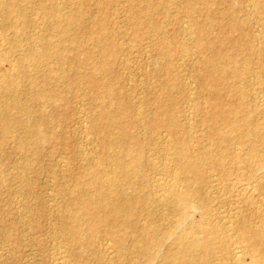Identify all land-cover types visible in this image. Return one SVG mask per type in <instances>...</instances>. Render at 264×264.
Wrapping results in <instances>:
<instances>
[{
  "label": "bare ground",
  "instance_id": "bare-ground-1",
  "mask_svg": "<svg viewBox=\"0 0 264 264\" xmlns=\"http://www.w3.org/2000/svg\"><path fill=\"white\" fill-rule=\"evenodd\" d=\"M3 1H6V0H3ZM100 1H98V2H100ZM43 2H45V1L43 0ZM46 2H47V0H46ZM62 2H64V1H62ZM162 2H164L166 4L169 3V2H166V0H163ZM201 3L204 4V7L207 6L206 4H208L207 2H205V0H202ZM6 4H7V1H6ZM62 4L67 5L66 8L71 7L67 3H62ZM198 4H199L198 0H188V3L186 5L182 4L183 6H180V8L184 11V14H185V17L187 18V20H191V19L193 21L195 20L194 11L200 5V4L199 5ZM74 5L78 6V7L80 6L79 4L78 5L74 4ZM249 6L251 8L250 9L251 11H249V13L251 14L252 17L258 18V20L264 19V0H249ZM47 7H48V5H47ZM47 7H46V9H47ZM78 7L76 9L77 10L76 13L64 15V16H62L59 13V11L57 12L56 10H54L55 9L54 6L50 7L52 9L54 8L53 10L50 8L49 9H50V11H52L55 14V15L54 14L52 15V16H55L54 19L51 16L52 19L54 20V22L60 26H61V22H63V24L65 25V28H68L70 25H72L75 22L77 24L82 23L81 21L83 19V17H82L83 15L80 12H78L80 10V7L79 8ZM9 8H8V11H9ZM41 8H39V9H41ZM62 9L63 8H61V10ZM64 9H65V7H64ZM1 10L5 11L4 8ZM42 11L45 12L44 10H42ZM70 11H75V8L73 10L71 9ZM12 12H13V10H12ZM1 14H3V13H1ZM6 14H7V12H6ZM6 14H4V15H6ZM48 15H47V17H48ZM232 15H234V14H232ZM144 17L146 19L148 18L147 15ZM232 18L234 19L235 17L232 16ZM4 19L5 18H2L3 22L5 21ZM5 22H7V21H5ZM45 22L48 23V20ZM44 24L42 25L43 27H44ZM51 24L52 23L49 22L48 25H51ZM2 25H3V23H2ZM2 25L0 24V26H2ZM48 25H47V27H48ZM11 28L13 29V26ZM8 29H10V28H8ZM93 29H95V28H93ZM102 29L103 28L97 27L93 32H91L92 41H94L93 45L94 46L96 45L97 50H98L97 60L95 62L93 61L94 63L91 66H86L85 60L89 59L92 55L90 53H87L85 60L82 61L81 57L79 56V51L82 49L83 46H82V43H80V41H78L76 39L71 41V44L65 48V50H67L66 53H63L62 51H60V48H59L60 41H58L59 44L56 41L54 44H46V45L44 44L45 42L41 41L42 45L43 44L45 45L43 47H42V45H40L42 50L40 51V48H39L40 52H32L31 51L32 52L31 55L28 54L29 56H27V59H31V60H34L36 62V63H34L35 65L38 63L37 66H41V65H39V64H41V63H39L41 61V59L43 60V58H46V57L51 58L52 62L55 64V66H56V64L59 65V68H57V67H54L52 64H50L54 67V68H52V69H54L53 71L57 70L62 76V78H61V76L60 77L56 76V77L58 79L61 78L62 81H64L63 78H67L68 80H74L73 81L74 84H76L78 82V83L82 84V86L84 83H86L89 86V88H85V86H86L85 85L84 89L85 90L88 89V91H89L88 95L91 98H93L94 101H96L95 100L96 99L95 98L96 93L94 92L95 87H97V89H98V87L102 88L104 95L109 100L108 104L117 105L118 107L115 106L114 108L119 109L118 111L121 113L120 119H117V117H114V114L112 112H106L107 113L106 115L103 113L105 115V119L107 120V124H103L104 121H106V120H104L103 116L101 117L102 114L100 115V113H102L101 111L104 112V110H106V109H104L105 107H103L101 103H100L101 105L98 104L99 109L100 110L102 109L101 111L98 109L100 111V113H99V111H98V113L100 115L99 117H101L100 118L101 122H102L101 119L103 118V123L100 127H102V129H104V131L102 130L104 135L99 134L100 136L102 135L101 137L98 135L100 137V146L98 147L99 150H101L100 154L96 153L97 155L94 156L93 155L94 153H92L93 150L92 151L90 150L91 152L90 151H86V152L84 151L85 153L83 152L82 156H81L80 153L82 151L79 149H78L79 151L76 150L79 152V155L81 156V158H79L80 163L78 162V164L75 165L76 168H77V166L79 167V164H80V165H85L87 167V169L85 168V171L83 170L84 172H82V174H78L80 177L76 175L77 179L76 180H74L75 178L73 179L76 182V183L74 182V184H73L74 186L73 185L71 186V184L70 185L67 184V186H65V188H63L62 187L64 185L63 184L61 186L62 189L61 188L58 190L56 189L57 192L54 190L57 194H60L64 198V200L67 202L65 204V207H64L65 212H67V210H69V211L75 210L73 213H75V212L79 213V214L82 213V215L83 214L85 215V213H86V214H89V216H88L89 218H90V215H92L91 216L92 220H91V222L88 223L89 227L86 224L88 227V230L87 229H85V230L81 229L78 222H77V224L75 223L77 219L76 220L74 219V223H73V222H68L66 219L63 218V221H60L61 222L60 224L58 223V226L60 225V230L58 233L63 238L62 241L64 242L66 248H67L68 244H70L71 242L75 243L74 241H79L80 242L79 245L84 249L89 244H90L89 246H91V245L94 246V244L97 245L95 243L97 240L92 241V239H89V237H88L89 235L88 234L86 235V232L90 233V236L93 237L94 235H97V233H99V231L101 230V231H106L105 235L103 236V239H101L100 243H99L102 251L106 255L113 256L117 261L120 260L119 261L120 263H122L123 260H126L125 264H264V101L259 103L258 105L255 104V107L250 108V100L248 99V95L246 92L247 86H248V83H246V80H247L246 78L253 75L254 69L252 68V65H253V63H255V60L259 59V57L255 55L256 54L255 52L250 51L248 49L249 48L248 46H250L252 44V42L247 41L246 43H244L241 41L242 39L238 38L239 42L235 45L234 52L231 55H228V51L226 50L227 49L226 43L229 40H226L227 36L223 37V35H222V38H221V36L218 38L219 42L217 40V42L219 44L218 48L216 49V47H217L216 46L215 49H212L213 55H215L217 58L213 59L212 56L211 57L208 56V57L203 59L204 71L207 74V77L209 80L208 84H209V87H210L209 90L211 93L210 98L212 99L209 103V111L206 110V112L209 114V117L213 120V125L211 126V130L213 131L212 134H213V136L215 135L214 138L216 139L214 142V148L212 150L206 149V148H204V149H192V143H191L190 135H189V137H187L185 135L186 132H188V128H186L185 124L187 125V123H192L191 121H193V118H194V116H196V113L202 114V112H204V109L201 108L199 101L190 100V102H189V100H187V101H185L186 105H184L181 108L179 105V101L178 100L176 101L175 98L171 94H165V95L156 94L152 99V102H153L152 104H154L153 110L156 113L153 116L154 118H152V119L150 118L148 120L146 118L147 115L145 114L143 109L141 111V108L138 109V111H137L138 115L134 114V115H136V117L134 116L136 125H138L139 127L142 126L143 128H145V131L148 129L152 130V132L154 131L153 129H155V131H157L158 127L165 129L164 132L169 137L168 139L170 140V143L172 146L169 149L170 153L166 154L164 157L161 156L162 158L159 157L160 159L158 158L160 160V163L162 164L161 165L160 163L159 164L157 163V161H158L157 159L154 161V159L150 156V154H152L151 152H149V154H146V153H148V151L147 152L145 151L146 150L145 135L143 137H139L137 135H134L133 131H131L129 124H131L132 126L135 124H134V122H129L130 119H128L126 116V113L128 112V107H127V103H126V97H127L126 93H124V95L120 96V93L119 92L117 93L115 91V89L110 85V84H112L113 81L112 80L110 81V79L108 78V72L110 71L109 67H111L114 64L115 58H114V60H112L113 52L111 51L114 48L110 49V47H109L110 42L106 43L107 41L106 42L104 41V40H107L108 37H107V39L104 38V37H106L107 34L104 33V34H106L104 36ZM185 29H187V28H185ZM62 30H63V28H62ZM138 32H140V31H138ZM202 32L204 34V32H206V30L203 29ZM12 33H14V32H11V34ZM185 33H186V30H185ZM15 34H16V32H15ZM6 35H7V33H6ZM11 37L14 38V36H11ZM0 38L1 39L4 38L3 34H2V37H0ZM6 38H8V36L5 37V39ZM257 38H258L257 35L253 36L252 41H255ZM8 40H11V39H8ZM261 41H263V42H259L257 44L258 45L257 46L258 47L257 55H261V57L264 58V40H261ZM13 42H15V41H13ZM9 43H10V41H9ZM10 44L15 45L12 42ZM39 44H41V43H39ZM210 44L212 45L213 42H210ZM182 45H180L178 48H181ZM84 46H85V44H84ZM16 47L14 48V50H16ZM85 47H88V45H86ZM37 48H35V50ZM206 48L211 49L210 47H206ZM84 49L87 50L88 48L87 49L83 48V50ZM184 52L186 53V49L181 48L179 53L184 54ZM114 54H116V51L114 52ZM161 54L163 55L164 58L161 57L162 55L160 56V58L161 59L163 58L165 61L163 63L165 66H167V72L166 73H168V77H169V73L173 71V64L170 62V60H171L170 55L166 52H164V53L161 52ZM48 59H47V62L49 61ZM253 60H254V62H253ZM41 62H43V61H41ZM259 64L260 65H258V66L260 67L261 70L258 72L261 73V71H262L263 74L262 73L261 74L264 75V66H262L261 62ZM37 66H36V68H37ZM49 69H51V68L49 67ZM81 69H84V70H81ZM112 70H114V69H112ZM35 71H37V69ZM156 71H157V69H156ZM156 71L153 70L150 74H154V73H156ZM177 71H179V70H177ZM20 72H22V71H20ZM25 73H27V72H24V74ZM19 74L21 75V73H19ZM39 74L40 73H38V75ZM257 76H259V74ZM33 77H35L34 79H36V75L35 76L33 75ZM53 77H55V76H52L51 78L53 79ZM259 77H262V76H259ZM227 78L236 79L239 81V83H235L233 81L232 83L228 84L226 81ZM5 79H7V78H4L3 81ZM34 79H33V81H34ZM112 79L115 81H118L119 77L114 76V78H112ZM169 79H170V77H169ZM29 80H31V78ZM36 80H38V77ZM51 80L49 81L51 83L50 84L51 87H52V84L55 82L56 83L54 85L57 86V84H58L57 81L53 82ZM31 81H30V84L33 83ZM69 83H71V82H69ZM259 83H258V85H259ZM43 84H46V83L44 82ZM61 84H63V83L61 82L60 85ZM224 84H225V88H227L228 91L231 93V96L226 95L222 92L221 88ZM48 85L49 84H46V86H48ZM60 85H58V87ZM170 85H173V84L170 82V80H168V78H167V80L162 81V86L165 90L168 89L170 87ZM17 86H18V84H17ZM65 86L63 84V87H65ZM76 86H77V84H76ZM76 86H75V89H76ZM88 86H86V87H88ZM49 87L50 86H48V88ZM259 87H260V85H259ZM15 88H17V87H15ZM59 88H57V89L59 90ZM81 88L79 90H81ZM115 88H116V86H115ZM50 89H52V88H50ZM50 89H47V92L45 91V89H43L46 92V95L44 92L41 91V93L38 92L36 94L37 95L36 97L41 96L42 97V98L40 97L41 100L45 99L46 101H49L50 99L54 100L57 97L58 98L61 97V94H57V93L53 94L52 91H48ZM62 89L63 88H60V90H62ZM185 89H187V88L185 87ZM6 90H7V87H6ZM60 90H59V93H60ZM72 90H73V88H72ZM17 91H18V89H17ZM31 91H32V89H31ZM2 92H4V91H2ZM2 92H1V94H2ZM6 92L8 93V91H6ZM15 92H16V90H15ZM23 92H26V91L24 90ZM63 92L66 93V91H63ZM28 93H29V91H28ZM33 94H35L34 91H33ZM235 94H238L237 97L236 98L232 97V95H235ZM5 95H7V94H5ZM29 95L31 96V94H29ZM15 96H17V95H14V97ZM26 96L24 95V97L27 100ZM32 97L34 98L35 95ZM53 97H54V99H52ZM62 97L65 99H68L65 97V95L63 96V94H62ZM62 97H61V99H62ZM33 98H32V101H33ZM58 98L56 100L61 101L60 98H59V100H58ZM13 100H15V99H13ZM19 100L21 101V99H19ZM30 101H31V99L29 100V103L32 102V101L31 102ZM35 101L36 100L34 99V102ZM23 102L25 103V101H23ZM37 102H39V100ZM63 103L65 104V102H63ZM14 104L15 103L13 101V105ZM41 104L45 105L46 103L42 102ZM135 104L136 103L134 102V105ZM13 105H11V107ZM23 105H25V104H23ZM113 105H111V106H113ZM141 105L142 104H140L139 107H142ZM34 107L36 110V106H34ZM49 107L52 109L54 108L51 106H49ZM5 108H7V107H5ZM8 108L10 109V107H8ZM48 108L47 109L45 108V109L49 110ZM27 109H28L27 107L23 106L21 111H25L26 113H24V114H27L28 113ZM38 109H40V107H38ZM135 110H137V109H135ZM57 111L55 112V110H54L55 113H57ZM9 112H11V110L8 111L7 113L9 114ZM17 112H18V110H17ZM17 112L15 111V113H17ZM30 112L32 113L33 111L31 110ZM44 112H47V111H44ZM50 112H52V114H53V111H50ZM38 113H42V112L39 111V112H37V114ZM47 114H49V113H47ZM52 114L50 115V118H51ZM66 114H68V112ZM10 115L11 114H9L8 116H10ZM29 115H32V114H29ZM8 116H6V118ZM14 116H12V117H14ZM18 116L19 115L15 116V117L18 118ZM20 116H19L18 120L20 119ZM8 118H10V117H8ZM8 118H7V120H8ZM23 118H25V117H23ZM42 118H43V116H42ZM42 118L40 121H42ZM5 119H3L4 122H5ZM55 119L57 120V118H55ZM3 120H2V122H3ZM36 120H37V118H36ZM19 121H18V124L19 123L21 124L22 122H19ZM23 121H24V119H23ZM27 121H28V119L26 120V123H27ZM40 121L38 120V122H40ZM182 121H184V122H182ZM8 122H10V123L14 122V118H13V121L12 120L7 121V123ZM45 122H48V120L43 121V123H45ZM24 123H25V121H24ZM43 123H42V125H43ZM95 123H97V121ZM1 124H0V126H1ZM15 124H17V123H15ZM15 124H13L12 126L13 127L16 126ZM20 124H19V127H20ZM49 124H50V122H49ZM100 124L101 123H99V125ZM222 124L224 125V128H227L226 129L227 132L225 130L222 131L221 129H219L218 126L219 125L221 126ZM5 125H6V122L4 124V127L2 126L3 127L2 133L5 132V134H6V133H8L9 128H8V125H7V127ZM11 125H9V127ZM24 125H22L23 128L26 126V125L25 126ZM31 125H33V123ZM95 125L91 126V127H93L91 129L92 133H94V131H92V130L93 129L95 130ZM13 127H11V128H13ZM19 127H18V129H19ZM50 127H52V126H50ZM109 127H113L114 130L115 129L117 130V131L115 130L116 132L114 131L115 134H112L113 132L110 133ZM11 128H10V130L13 131L14 128L13 129H11ZM28 128H29V126L25 128L26 131L30 130V129L27 130ZM33 128L34 127H32V131L35 130ZM53 128H54V126H53ZM97 129H99V128L97 127ZM66 130L68 131L67 127H66ZM0 131H1V128H0ZM12 131L10 132V134L12 133ZM26 131H25V133H27ZM61 131H62V129H61ZM35 132H36V130H35ZM99 132L101 133V130ZM62 133H64V131ZM85 133H87V130ZM89 133L90 132H88V134ZM181 133H184V136L179 138L180 137L179 134H181ZM29 134H31V133H29ZM153 134H157L156 137H159V138L162 136V134H160V133L158 134V132H156V133L153 132ZM27 135H28V133H27ZM27 135L25 136V134H24L25 137H27ZM141 135H142V133H141ZM0 136H2V134H0ZM32 136L34 138L35 135H32ZM66 136H63V138L61 137L59 140H61V139L63 140L64 137H66ZM83 136H86V135H83ZM59 137H60V134H59ZM95 137H96V135H95ZM22 138H24V137H22ZM86 138L89 140V136ZM172 138H174V139H172ZM26 139H28V138H26ZM66 139H69V138H66ZM82 139L84 142L85 138H82ZM62 140H61V142H62ZM92 140H93V138H91V140H89V142L92 143ZM53 141H55V139ZM98 141H99V138H98ZM25 142L27 143V141H25ZM26 143H25V145H26ZM48 144H50V142ZM54 144L56 145V142ZM61 144H63V142ZM61 144H60V146H58L59 148L61 147ZM22 145H24V143ZM22 145H20V146H22ZM31 145H33V147L36 150L39 147V146H37V145H39L38 142L34 143V141H33V143ZM52 145H51V147L49 145L48 148L49 147L52 148ZM235 145H238V146L235 147ZM243 146H245L246 150H247V152H245V153L241 152ZM151 147H153V146H151ZM260 147H262L263 149L261 148L262 150H260ZM23 148H24V150L26 149L24 146H23ZM57 148H55V149H57ZM59 148H58V150H59ZM61 148L58 151L59 153H60V151L63 150V149L61 150ZM26 150H28V149H26ZM38 150H40V149H38ZM20 151H21V148H20ZM55 151H57V150H55ZM63 151L69 152V150H67V151L63 150ZM39 152H41V151H39ZM26 153H28V152L26 151L23 154H26ZM70 153H71V151H70ZM54 154L52 156H54ZM65 154H67V153H65ZM32 155H33V153H32ZM55 155H57V154H55ZM254 155L257 157L260 156L259 157L260 159H259V161L253 163L252 157ZM39 156L41 157L42 155H38L36 157L39 158ZM76 156L78 159V155H76V153H75V157ZM54 158H53V160H54ZM69 158L70 157L67 158L68 160H66V158H65V161L63 163L64 164L68 163ZM72 158H73V156H72ZM2 159L4 160V158H2ZM46 159H47V157H46ZM49 159H51V158L49 157ZM70 160H72V159H70ZM73 160H74V158H73ZM31 161H33V160H31ZM56 161H59V160L57 159ZM66 161H68V162H66ZM70 162H69V164H70ZM74 162H76V161H73V164H74ZM33 163H34V161H33ZM36 163H39V162L36 161ZM48 163H50V162H48ZM53 163H55V161ZM69 164H66L65 167H67V168L70 167ZM70 165H72V163ZM55 166H57V164ZM55 166H49V167L51 169L52 167L54 168ZM72 166L74 168V165H72ZM60 168H62V166H60ZM71 168L72 167H70L68 169L71 170ZM4 169H5V167H4ZM55 170H60V169L58 168ZM59 172H61V171H59ZM54 173H56V172H54ZM62 173H64V172H62ZM151 173L153 176L154 175H156V176L161 175V176H159V177L155 176L154 186L151 187L152 192H149V191L147 192V190L149 188H147L148 186L146 187V182H149L148 178L151 176ZM5 174H6V172H5ZM57 174H59V173H57ZM11 175H10V177H11ZM50 175H51V173H50ZM64 175H65V173H64ZM25 177H26V175H25ZM25 177H24V179H25ZM33 177H35V176H32L31 178H33ZM29 178H28V180H29ZM138 178H141L142 182H139ZM4 179H5V177H4ZM12 179H14V178L12 177ZM53 179H55V178H53ZM33 180H32V182H33ZM24 182H26V181H24ZM27 182H26V184L29 183V182L28 183ZM55 183L57 184V182H55ZM69 183H71V181ZM31 184H33V183L30 182V186L25 185V188L23 190L29 192V188H30V191H32L33 188L31 189ZM53 184H54V180H53ZM20 186H18V187H20ZM26 186H27V188H26ZM33 186H34V184H33ZM18 187H16V188H18ZM22 187H24V185H22L21 188ZM57 187L59 188L60 186H57ZM54 188H55V186H54ZM3 190H5V189L3 188ZM10 190L13 191L14 189L13 190L10 189ZM18 190H20V188ZM23 190H21V191H23ZM19 192L20 191H18L17 195L21 194V193L19 194ZM149 193H151V195ZM13 195H14V192H13ZM149 195H150V197L152 196L151 199L149 198ZM54 196H56V195H54ZM13 197H15V196H13ZM15 198H18V197L16 196ZM20 198H22V197H20ZM26 198H27V196H26ZM26 198H25V201H26ZM59 199H60V196H59ZM23 200H24V198H23ZM27 201H29V200H27ZM60 201L62 202L61 199H60ZM22 205L25 206L24 207L25 209H26V207H28L27 206L28 204H21L20 205L21 208L23 207ZM29 209H30V207H29ZM57 209H59V208H57ZM26 210L27 211L24 213V217L26 216L27 219H30L31 222L32 221L34 222V223H32L33 225L30 224L31 226H28V227H32L34 229L37 228L38 233H39V231H40L39 226H38L39 223L36 222V218L39 217L40 213L38 212L36 214V211L33 210L35 212V214H33L32 209L31 210L26 209ZM51 213H52V211H51ZM55 213H57V212H55ZM68 213L69 212H67V214ZM47 214L49 215V213H47ZM36 215L38 217H36ZM48 215H46V216L48 217ZM42 216L45 217V214H43ZM55 216H56V214H55ZM59 216H61V215H59ZM52 217H53V215H52ZM72 218H74V217H72ZM83 218H84V216H83ZM5 219H6V217H5ZM56 219L59 220L58 218H56ZM56 219H55V221H57ZM85 219H87V218H85ZM88 220L90 221V219H88ZM88 220H86V223ZM38 221H39V218H38ZM55 224H57V223H55ZM54 227H56V226H54ZM57 228L59 229V227H57ZM50 230L51 229H49V232H50ZM33 231H31V233H36ZM55 233H56V231H55ZM41 234H42V232H41ZM48 234H50V233H48ZM20 236H19V238H20ZM53 236L55 237L56 235L53 234ZM48 237L50 238V237H52V235H50ZM57 237H58V234H57ZM92 237H90V238H92ZM100 238H101V235H100ZM34 240H32L33 244H34V242H36V244H37L38 240L37 241H34ZM38 242H40V241H38ZM60 242H61V240H60ZM60 242H59V244H60ZM52 243H53V241H52ZM99 245H98V247H99ZM75 246H77L76 243H75ZM98 247H97V249H98ZM60 248H61V250H63L62 248H64V247H60ZM87 248L88 247H86V249H85L86 251H88V249H89V248L88 249ZM93 248L94 247H92L90 249H93ZM74 249L75 248L73 247L72 250H74ZM125 249H126V251L128 249L129 255L124 254ZM54 250H55V247H54ZM54 250H53V253H55ZM66 250H67V253H68V251H70V249L69 250L66 249ZM74 251H76V249ZM74 251H72L73 254H74ZM99 252H100V250H99ZM103 252H101V253H103ZM67 253H65V254H67ZM72 253H69V254L72 255ZM69 254H68V256H69ZM91 254H89V255H91ZM56 255L58 256L57 260L59 259L60 264H71V263H67L68 260L70 261V259L67 260L65 255H63L61 253H59V255L58 254H56ZM76 255H79V254L77 253ZM76 255L74 256L75 258H76ZM103 256H104V254H103ZM78 257H80V256H78ZM78 257L76 259H78ZM53 258H56V257L53 256ZM75 258H73L74 259L73 261L76 262ZM104 259H107V258L105 257ZM57 260L55 259L54 262H56ZM80 260H79V262H80ZM82 261L84 262V260H82ZM87 262H85V263L87 264ZM85 263H83V264H85ZM98 264H100V263H98ZM117 264H119V263H117ZM122 264H124V263H122Z\"/></svg>",
  "mask_w": 264,
  "mask_h": 264
},
{
  "label": "rangeland",
  "instance_id": "rangeland-1",
  "mask_svg": "<svg viewBox=\"0 0 264 264\" xmlns=\"http://www.w3.org/2000/svg\"><path fill=\"white\" fill-rule=\"evenodd\" d=\"M2 1L3 0L0 1V10L4 8L5 11H3V10L0 11V16H1L0 17V24L2 25V23H3V25L0 26V32H1L0 37H2V34L4 36V38H2L3 40L0 38V42H1L0 43V80H1L0 81V83H1L0 84V88H1L0 89L1 90L0 91V99H1L0 100V113H1L0 114V124L2 123L0 126V128H1L0 134H2V136H3V137L0 136V166H1L0 172L2 173V174L0 173V179H1L0 180V183H1L0 184V186H1L0 187V221H1L0 222V264H60L59 259L57 260L58 256L56 255V254L59 255V253L65 255L67 260L70 259V261L68 260L67 263H71V264H74V263L75 264H83L87 261H88L87 264H98V263H100V264H117V263L122 264V263H124L125 264L126 260H123L122 263H120L119 262L120 260L117 261L113 256L106 255L102 251L99 243H100V240L103 239V236L105 235L106 231L100 230L99 231L100 234L97 233V235H94L93 237L90 236V233L86 232V235L88 234L89 239H92V241L93 240L94 241L99 240L98 242L97 241L95 242L97 245L94 244V246H92V245L89 246L90 245L89 244L88 246H86L89 248V249L87 248L88 251L85 250L86 247L84 249L79 245L80 244L79 241H74L77 246H75V243L69 242L70 244H68V246L66 248L64 242L62 241L63 238L58 233L60 230V225L58 226V223L60 224L61 223L60 221H63V218L66 219L68 222H73V223H74V219L75 220L77 219L75 223L77 224V222H78L81 229H84V230L87 229L88 230V227H89L88 223L91 222V220H92L91 216L92 215H90V218H89L88 217L89 214H86V213H85L86 216L84 214L82 215V213H80V214L76 213V212L73 213L75 210H70V211L67 210V212H69L67 214V212L64 211V207H65V204L67 202L64 200V198L60 194L56 193L58 189H60V188L62 189V187L65 188V186H67V184L68 185L71 184V186H72L75 182L74 180H76L77 176H79L78 174H82V172L85 171V168L87 169V167L85 165L79 164V167L77 166V168L75 166L78 164V162L80 163L79 158H81L82 153L84 151L86 152V151H90V150L92 151L93 150L92 153H94L93 154L94 156L97 155L96 153L100 154L101 150H99V148H98L100 146V137L102 135H104L102 132V130L104 131V129H102V127H100L103 123V118L101 119L102 122L100 121V118L103 116L104 120H106L105 119V115L107 114L106 112H112L114 114V117H117V119H120L121 113L118 111L119 109L114 108L117 105L111 104V105H113V106H111L110 104H108L109 100L104 95L102 88L98 87V89H97V87H95L94 92L96 93V97H95L96 101H94L93 98H91L88 95V92H89L88 89H86V90L84 89L85 85L88 86L86 83L83 82L84 84L82 86V84L77 82L76 83L78 86L77 87L76 84L73 83L74 80H68L67 78H63L64 81H62L61 74L57 70L53 71L54 69H52L54 67L59 68V65L56 64V66H55V64L52 62L51 58L48 57L49 58L48 59L46 57L49 60L48 62H47L46 58H43V60L41 59V61H43V62H41V61L39 62V63H41V64H39L41 66H37L38 63L35 65L34 63H36V62L34 60L27 59V56L31 55L32 52H40L42 50V48L40 47V45H42V42H45L44 44L46 45V44H54L56 41L57 42L60 41V45H61V46L59 45L60 51H62L63 53H66L67 50H65V48L71 44V41L76 39V40L80 41V43H82V46H83L82 49L80 48L81 50L79 51V56L81 57L82 61L85 60L87 53H90L92 55L89 59L85 60V65L91 66L97 60V57H98V50H97L96 45L95 46L93 45L94 41H92L91 32H93L97 27L103 28L102 29L103 35L104 36L106 34L108 35V36L106 35V37H104L105 39H107V37H108V39L104 40V41L105 42L107 41L106 43H109V42L111 43V44L109 43L110 49L114 48L111 51L113 52L112 60H114V58H115V60H114V64L111 67H109L110 71L108 72V78L110 79V81L111 80L113 81L112 84H110V85L115 89V91L117 93L118 92L120 93V96H122V95H124V93H126V96H127L126 97V103H127V107H128V112L126 113V116L128 119H130L129 122H134V124H135L133 126L131 124H129L131 131H133L134 135H137L139 137H143L145 135V141H146V150L145 151L146 152L148 151V153H146V154H149V152H151L152 154H150V156L154 159V161L157 159L158 160L157 163L159 164L160 163L159 157H161V156L164 157L166 154L170 153L169 149L171 148L172 145L170 143V140L168 139L169 137L164 132L165 129H163L161 127H158L157 131H155V129H153L154 133L158 132V134L159 133L162 134V136L159 138V137H156L157 134H153L152 130L148 129L145 131V128H143L142 126L139 127L138 125H136L135 117H136V115H138L137 114L138 109L141 108V111L143 109L145 114L148 116V117L146 116V118L148 120L150 118L151 119L154 118L153 116L156 113L153 110L154 104H152L153 103L152 99L156 94H163V95L171 94L175 98L176 101L177 100L179 101V105L181 108L184 105H186L185 101H187V100H189V102H190V100L199 101L201 108L204 109V112H202V114L196 113V116H194L193 121H191L192 123H187V125L185 124L186 128H188V132H186L185 135L187 137H189V135H190L191 143H192V149H204V148H206V149L212 150L214 148V142L216 139L214 138L215 135L213 136V134H212L213 131L211 130V126L213 125V120L209 117V114L206 112V110L209 111V103L212 99L210 98L211 93H210V90H209L210 87L208 84L209 80H208L207 74L204 71L203 59L208 57V56H210V57L212 56L213 59L217 58L215 55H213L212 49H215L216 46H217L216 49L218 48V46H219L218 38L220 36L222 38V35H223V37L227 36L226 40H229L226 43V45H227L226 50L228 51V55H231L234 52L235 45L239 42L238 41L239 39H242L241 41L244 43H246L247 41L252 42V44L250 46H248L249 47L248 49L250 51L255 52L256 53L255 55L258 56L259 59L255 60V63H253V65H252V68L254 69L253 75L246 78L247 79L246 83H248L246 92L248 95V99L250 100V108L255 107V104L258 105L259 103L263 102L264 101V75H262L263 74L262 71H261L262 74L260 72H258L261 70L258 65H260L259 63L261 62L262 66H264V58L261 57V55H257V53H258V47H257L258 45L257 44L259 42H263L261 40H264V31H263L264 30V24H263L264 19L258 20V18L251 16V14L249 13V11H251L250 10L251 8L249 6V0H208L209 2L207 0H205V2L208 3V4H206L207 6H205V7H204V4L201 3L202 0H198L199 4L201 6L198 4L199 6L194 11V16H195L194 21L192 19L187 20V18L185 17L184 11L180 8V6H183L184 4L186 5L188 3V0H186V1L185 0H180V1L179 0H166V2H169L168 4L162 2L163 0H101V1L100 0H73V1L72 0H69V1L68 0H54V1L50 0L51 2L49 0H47V2H46V0H44L45 2H43V0H6L7 4H6V1H3V2ZM62 1H64V2H62ZM98 1H100V2H98ZM62 3H67L71 7L66 8L67 5H65V4L63 5ZM46 4L48 5V7ZM74 4H76V5L81 4L79 6L80 10L78 12H80L83 15L82 17L84 20L82 19V21H81L82 22L81 24L83 26L81 24H77L76 22L73 23L72 25H70L68 28H65V25L63 24V22H61V26L57 25L53 20L55 18V16H52L54 13L52 11H50V9H52L50 7L54 6L55 9L54 8L53 9L56 10L57 12L59 11V13L62 16H64V15L76 13V11H77L76 9L78 6H75ZM46 7H47V9H46ZM64 7H65V9H64ZM8 8H9V11H8ZM39 8H41L45 12H43ZM61 8H63L64 10L63 9L61 10ZM74 8H75V11H70L71 9L73 10ZM12 10H13V12H12ZM6 12H7V14L8 13L9 14L7 15ZM1 13H3V14H1ZM4 14H6V15H4ZM232 14H234V15H232ZM47 15H48V17H47ZM146 15L148 16L147 19L144 17ZM51 16L53 17V19ZM232 16H234L235 18L233 19ZM2 18H5L4 20L7 22H5V21L3 22ZM47 20H48V23L45 22ZM49 22L52 24L48 25ZM43 24H44V27L42 26ZM47 25H48V27H47ZM12 26H13V29L11 28ZM8 28H10V29H8ZM62 28L64 31L62 30ZM93 28H95V29H93ZM185 28H187L188 30ZM203 29L206 30V32H204V34L202 32ZM185 30H186V33H185ZM138 31H140V32H138ZM11 32H14V33L11 34ZM15 32H16V34H15ZM6 33H7V35H6ZM104 33H106V34H104ZM256 35L258 36V38L255 41H252L253 36H256ZM7 36H8V38L5 39V37H7ZM11 36H14V38ZM8 39H11V40H8ZM12 40L15 41L16 43L13 42ZM217 40H218V42H217ZM9 41H10V43L11 42L14 43L15 45L10 44ZM210 42H213V44H212L213 46L210 44ZM39 43H41V44H39ZM83 43L85 44V46L88 45V47H85ZM44 44L42 45V47L45 46ZM58 44H59V42H58ZM180 45H182L181 48L186 49V53L185 52H184V54L179 53L181 48H178V47ZM15 47H16V50H14ZM34 47L35 48L38 47V48L35 50ZM206 47H210L211 49H208ZM39 48H40V51H39ZM83 48H86V49L88 48V49L83 50ZM115 51H116V54H114ZM161 52L168 53L170 55V58H171L170 62L173 64V71L169 73L170 79L168 77V73H166L167 72V66H165L163 63L165 61L163 59L164 57L161 54ZM160 56L163 58L161 59ZM253 62H254V60H253ZM50 64H52L54 67ZM36 66H37V68H36ZM49 67L52 70L49 69ZM34 69L35 70L37 69V71H35ZM112 69H114V70H112ZM156 69H157V71H156ZM19 70L22 72H20ZM81 70H84V69H81ZM153 70H155L156 73L150 74ZM177 70H179V71H177ZM24 72H27V73L24 74ZM19 73H21V75ZM38 73H40V74L38 75ZM258 74H259V76H262L263 78L257 76ZM33 75L34 76L36 75V79L38 77V80L34 79L35 77H33ZM52 76H55V77L61 76V78L58 79L57 77L56 78L53 77V79H52L51 78ZM114 76H118L119 80L118 81L113 80L112 78H114ZM166 77L168 78V80H170V82L173 85H170V87L165 90L162 86V81L167 80ZM4 78H7V79H5L7 82L5 80L3 81ZM30 78L32 81L29 80ZM32 78L34 79V81ZM50 80L53 82L57 81V83H58L57 86L54 85L56 83L55 82L52 84V87H51V85H50L51 83L49 82ZM30 81L33 83L35 82L34 83L35 85L33 83H32L33 85L30 84ZM68 81L71 83H69ZM226 81L228 84L232 83L233 81L235 83H239L238 80L231 79V78H227ZM44 82L46 84H49L48 86H50V87L48 88V86H46V84H43ZM61 82L64 84V86L65 85L66 86L63 87V84L60 85ZM258 83H259L260 87H259ZM17 84H18V86H17ZM58 85H60L59 87L63 88V89L60 90ZM75 86H76V89H75ZM86 86H85V88H89V86L88 87H86ZM115 86H116V88H115ZM6 87H7V90H6ZM15 87H17V88H15ZM185 87L187 89H185ZM50 88H52V89H50ZM57 88H59L60 93H59V90ZM72 88L74 91L72 90ZM80 88H81V90H79ZM17 89H18V91H17ZM31 89H32V91H31ZM43 89H45L46 92H47V89H50L48 91H52L53 94H56V93L61 94V97L63 94V96L65 95V97L68 99H65L62 97V99H63L62 100L61 97H59L62 102L56 100L58 97L55 99L53 97L52 99H54V100L50 99L49 101H46L45 99L41 100L42 97L41 96L36 97L37 96L36 94L38 92L41 93V91H42L46 95V92ZM5 90L8 91L9 94ZM15 90H16V92H15ZM24 90L26 92H23ZM221 90L224 94L231 96V93L228 91L227 88H225V84L222 86ZM2 91H4V92H2ZM28 91H29V93H28ZM33 91L35 94H33ZM63 91H66V93ZM1 92H2V94H1ZM5 94H7V95H5ZM13 94L17 95V96L14 97ZM29 94H31V96ZM24 95L25 96L27 95L26 96L27 100L24 97ZM34 95H35V97L33 98L32 96H34ZM237 95L238 94L232 95V97L236 98ZM12 98L15 100H13ZM32 98H33V101H32ZM59 98H58V100H59ZM19 99H21L22 102ZM30 99L32 101V102L30 101L32 104L29 103ZM34 99L36 100L35 102H34ZM37 99L39 100V102H37L38 101ZM13 101L16 104V105L14 104L15 106L13 105ZM23 101H25V103ZM42 102L46 103V104L42 105L41 104ZM63 102H65V104ZM134 102L136 103L135 105H134ZM22 103L25 105H23ZM100 103L102 104L103 107H105L104 109H106V110H104V112L101 111L102 109L101 110L99 109L98 104H100ZM140 104H142L141 105L142 107H139ZM11 105H13V106L11 107ZM22 105L27 107L28 108L27 112L29 114H32L33 116L29 115L28 113L24 114L26 112L21 111V109L23 108ZM34 106H36V110H35ZM49 106L54 107V108L52 109ZM5 107H7V108H5ZM8 107H10V109ZM38 107H40V109H38ZM45 108L46 109L48 108L49 110H46ZM98 109L102 113H100V111ZM135 109H137V110H135ZM10 110L12 113L9 112V114H11V115L8 116L9 114L7 112ZM17 110L20 114L17 112ZM31 110L33 111L32 113L30 112ZM54 110H55V112L58 110L57 111L58 114L55 113ZM15 111L17 113H15ZM39 111L42 113L37 114V112H39ZM44 111H47V112H44ZM50 111H53V114ZM98 111H99L100 115L102 114L101 117H99L100 115H99ZM67 112H68V114H66ZM47 113H49V114H47ZM16 114L19 116L21 115L20 119H19L20 121L18 120L19 116H18V118L15 117V116H17ZM40 114L43 116V118ZM51 114H52V116L50 118ZM134 114H136V115H134ZM6 116H8L10 118L7 117L8 118V120H7ZM12 116H14V117H12ZM23 117H25V118H23ZM13 118H14V122H11V123L8 122L7 123V121H11V120L13 121ZM36 118H37V120H36ZM41 118H42V121H40ZM55 118H57V120ZM3 119H5V122H6L5 126L7 127V125H8V128H9L8 133H6V134H5V132L2 133V128L4 127V124H5ZM23 119H24L25 123H26L27 119H28L27 123L29 121L30 122L28 124L27 123L25 124ZM2 120H3V122H2ZM38 120L40 122H38ZM47 120H48V122L43 123V121H47ZM18 121L22 122L21 124L19 123L20 127H19ZM96 121H97V123H95ZM41 122L43 123V125ZM49 122H50V124H49ZM182 122H184V121H182ZM12 123L13 124L17 123V124H15L16 126L13 127ZM32 123H33V125H31ZM99 123H101V124L99 125ZM103 124H107V120L104 121ZM9 125H11V126L9 127ZM22 125H24L25 127L23 128ZM94 125H95V130L93 129L92 131H94V133H92L91 129L93 127H91V126H94ZM222 125L218 126L219 129H221L222 131H224V130L226 131L227 128H224V125L223 126ZM28 126H29V128L27 130L30 129L29 130L30 132L26 131V129H25ZM50 126H52V127H50ZM53 126H54V128H53ZM11 127H13L14 129ZM18 127H19V129H18ZM32 127H34L33 129H35L36 132H35V130L32 131ZM66 127L68 128V131L66 130ZM97 127L99 129H97ZM10 128L13 129L14 132L12 130H10ZM61 129H62V131H61ZM85 129L87 130V133H85L86 132ZM100 130H101V133L99 132ZM115 130L113 127H109L110 133L113 132L112 134H115V132L117 131V130L116 131ZM11 131H12V133L10 134ZM25 131L28 133V135H27V133H25ZM63 131H64V133H62ZM88 132H90V133L88 134ZM23 133L25 134V136L27 135V137H25ZM29 133H31V134H29ZM141 133H142V135H141ZM59 134H60V137H59ZM99 134H102V135L100 136ZM32 135H35L34 138ZM83 135H86V136H83ZM95 135H96V137H95ZM63 136H66V137H64L63 140L61 139L63 142V144H61L62 142L59 139L61 137L63 138ZM88 136H89V140H91V138H93L92 143H90L89 140L86 138ZM179 136H180L179 138L183 137L184 133L179 134ZM22 137H24V138H22ZM26 138H28L29 140ZM66 138H69V139H66ZM82 138H85L84 142H83ZM98 138H99V141H98ZM54 139H55V141H53ZM172 139H174V138H172ZM25 141H27L28 144ZM33 141H34V143L38 142L39 145H37V146H39L38 149H40V150H38V149L36 150L33 147V145H31L33 143ZM49 142H50V144H48ZM53 142L54 143L56 142V145ZM23 143H24V145H22ZM25 143H26V145H25ZM60 144L62 147V148L60 147L61 150L62 149L66 150V151L69 150V152H65L62 150L59 153L58 151L60 150V148L58 146H60ZM20 145H22V146H20ZM49 145H50V147L52 145L53 149L50 147L48 148ZM23 146L26 149H28L29 151L26 149L24 150ZM56 146L59 148V150ZM151 146H153L154 148ZM237 146L238 145H235V147H237ZM20 148H21V151H20ZM55 148H57V149H55ZM261 148L262 147H260V150L263 149V148L262 149ZM54 149L57 151H55ZM78 149L82 151L80 153L81 156L79 155ZM76 150H78V151H76ZM24 151L25 152L27 151L28 153L23 154V153H25ZM39 151H41V152H39ZM70 151H71V153H70ZM53 152L54 153L56 152L55 154H57V155H55ZM64 152L67 154H65ZM241 152L242 153L247 152L245 146L242 147ZM32 153L34 156L32 155ZM75 153H76V155H78V159H77V156L75 157ZM53 154H54V156H52ZM35 155L36 156L42 155V156L41 157L39 156V158H38ZM64 155L65 156L67 155V156L65 157ZM63 156L66 158V160H68L67 158L70 157L69 162L71 161L70 164L72 163V165H74L75 169L73 168L72 165L69 164L68 161H66L68 163H66V162L65 163L69 164V166L72 167L73 169L71 168V170H69L68 168H70V167H68V168L65 167L66 164L63 163L65 161V158ZM72 156H73L74 160H73ZM46 157H47V159H46ZM49 157L51 159H49ZM259 157L254 155L252 157L253 163L259 161V159H260ZM2 158H4V160ZM53 158H54V160H53ZM57 159L60 162L56 161ZM70 159H72V160H70ZM31 160H33L34 163ZM51 160L53 162L55 161V163H53ZM36 161L39 163H36ZM73 161H76V162H74V164H73ZM48 162H50V163H48ZM56 164H57V166H55ZM49 166H55L56 168L52 167L50 169ZM60 166H62V168H60ZM4 167H5V169H4ZM58 168L60 170H55ZM59 171H61V172H59ZM5 172L9 177L5 174ZM54 172H56V173H54ZM62 172H64L65 175L67 174L66 175L67 177ZM50 173H51V175H50ZM57 173H59V174H57ZM10 175H11V177H10ZM25 175H26V177H25ZM32 176H35V177L31 178ZM155 176L156 175L153 176L151 173V176L148 178L149 182H146V187L148 186L147 188H149V189L147 190V192L148 191L152 192L151 187L154 186ZM159 176H161V175H157L156 177H159ZM4 177H5V179H4ZM12 177L14 179H12ZM24 177H25V179H24ZM28 178H29V180H28ZM53 178H55V179H53ZM32 180H33V182H32ZM53 180H54V184H53ZM24 181H26V182L28 181L29 183L27 182L28 184H26V182H24ZM70 181H71V183H69ZM138 181L142 182L141 178H138ZM30 182L34 184V186H33V184H31V189L33 188V190L30 191V188H29V192L24 191L23 189L25 188V185L30 186ZM55 182H57V184ZM20 185L21 186L24 185V187L21 188ZM18 186H20V187H18ZM54 186H55V188H54ZM57 186H60V187L58 188ZM16 187H18V188H16ZM3 188L5 190H3ZM19 188H20V190H18ZM26 188H27V186H26ZM10 189H12V190L14 189V190L11 191ZM21 190H23V191H21ZM18 191H20L19 192V194L21 193L20 195H17ZM13 192H14V195H13ZM53 194L56 196H54ZM149 194L151 195V193H149ZM58 195L60 196V199L62 200V202L60 201ZM150 195H149V198L151 199L152 196L150 197ZM13 196H15V197L17 196L18 198H15ZM26 196H27V198H26ZM20 197H22V198H20ZM23 198H24V200H23ZM25 198H26V201H25ZM27 200H29L30 202ZM21 204H28L27 205L28 207H26V209H28V210L32 209L33 214H35L34 211H36V214L38 212L40 213V215L38 214L39 217L36 215V217L39 218V221H38V218H36V222H38L40 224L39 225L37 223L39 226V229H40L39 233H38L37 228L34 229L32 227H28V226L33 225L32 223H34V222L33 221L31 222L30 219L26 218V216L24 217V213L27 210L24 208L25 207L24 205H22L23 207L21 208L20 207ZM29 207H30V209H29ZM57 208H59L61 211ZM51 211H52V213H51ZM55 212H57V213H55ZM47 213H49V215ZM43 214H45V217L42 216ZM55 214H56V216H55ZM58 214L61 215L62 217L59 216ZM46 215H48V217ZM52 215H53V217H52ZM83 216H84V218H83ZM5 217H6V219H5ZM72 217H74V218H72ZM54 218L55 219L58 218L59 220L56 219L57 221H55ZM85 218H87V219H85ZM88 219H90V221ZM86 220H88L87 223H86ZM55 223H57V224H55ZM86 224L88 225V227ZM54 226H56V227H54ZM57 227H59V229ZM28 228L29 229L31 228V229L29 230ZM49 229H51L50 232H49ZM31 231L36 232V233H31ZM55 231L58 234V237H57V234L55 233ZM41 232H42V234H41ZM48 233H50V234H48ZM52 233L54 235H56L55 236L56 238L53 236ZM50 235H52V237L49 238L48 236H50ZM100 235H101V238H100ZM19 236H20V238H19ZM90 237H92V238H90ZM32 240H34V241L38 240L40 242L37 241V244H36V242H34V244H33ZM60 240H61V242H60ZM52 241H53V243H52ZM59 242H60V244H59ZM98 245H99V247H98ZM53 246L55 247V250H54ZM59 246L64 247L65 249L62 248L63 250H61V248ZM72 246L76 249V251H74L75 249L72 250V248H73ZM92 247H94L93 248L94 250L90 249ZM97 247H98V249H97ZM66 249H68V250L70 249V251H68V253H67ZM53 250L55 253H53ZM99 250H100V252H99ZM72 251H74V254L72 253ZM64 252L67 254H65ZM101 252H103V253H101ZM124 252H125L124 254L129 255L128 249H127V251L125 249ZM69 253H72V255ZM75 253L76 254L78 253L79 255H76ZM68 254H69V256H68ZM89 254H91V255H89ZM103 254L107 259H104L105 257L103 256ZM75 255H76V258L78 256H80V257H78V259H76L74 257ZM53 256L56 258H53ZM73 258H75L76 262L73 261L74 260ZM55 259L58 262L57 261L54 262ZM79 260H80V262H79ZM82 260H84V262Z\"/></svg>",
  "mask_w": 264,
  "mask_h": 264
}]
</instances>
